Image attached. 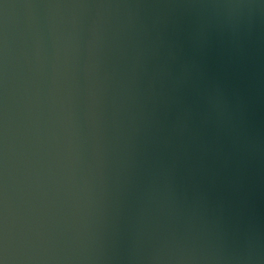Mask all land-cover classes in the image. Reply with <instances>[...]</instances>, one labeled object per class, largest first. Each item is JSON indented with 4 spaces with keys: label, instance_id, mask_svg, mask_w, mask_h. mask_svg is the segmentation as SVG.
<instances>
[{
    "label": "water",
    "instance_id": "1",
    "mask_svg": "<svg viewBox=\"0 0 264 264\" xmlns=\"http://www.w3.org/2000/svg\"><path fill=\"white\" fill-rule=\"evenodd\" d=\"M0 264H264V0H0Z\"/></svg>",
    "mask_w": 264,
    "mask_h": 264
}]
</instances>
